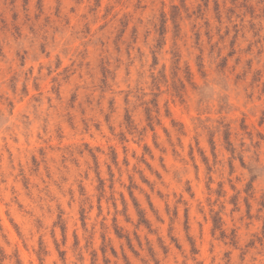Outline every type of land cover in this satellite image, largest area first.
<instances>
[{"label": "clouds", "instance_id": "clouds-1", "mask_svg": "<svg viewBox=\"0 0 264 264\" xmlns=\"http://www.w3.org/2000/svg\"><path fill=\"white\" fill-rule=\"evenodd\" d=\"M0 264H264V0H0Z\"/></svg>", "mask_w": 264, "mask_h": 264}]
</instances>
